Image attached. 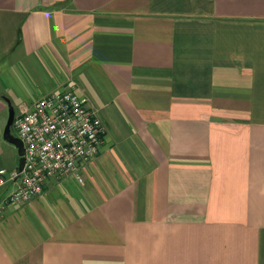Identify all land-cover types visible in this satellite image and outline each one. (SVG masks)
Listing matches in <instances>:
<instances>
[{"label": "crops", "instance_id": "0c3cea01", "mask_svg": "<svg viewBox=\"0 0 264 264\" xmlns=\"http://www.w3.org/2000/svg\"><path fill=\"white\" fill-rule=\"evenodd\" d=\"M67 88L101 149L6 207L0 264H264V0H0V169L5 99Z\"/></svg>", "mask_w": 264, "mask_h": 264}, {"label": "built area", "instance_id": "2783aa9c", "mask_svg": "<svg viewBox=\"0 0 264 264\" xmlns=\"http://www.w3.org/2000/svg\"><path fill=\"white\" fill-rule=\"evenodd\" d=\"M12 127L24 148L23 166L21 171L0 169V185L15 184L0 198V220L7 206L39 197L49 180L82 183V172L99 153L105 133L87 99L71 88L39 98L14 115Z\"/></svg>", "mask_w": 264, "mask_h": 264}, {"label": "water", "instance_id": "95a60500", "mask_svg": "<svg viewBox=\"0 0 264 264\" xmlns=\"http://www.w3.org/2000/svg\"><path fill=\"white\" fill-rule=\"evenodd\" d=\"M5 100H6L7 105H8V118H7L5 130H4V138L9 143H11L15 146V148L17 150L18 157H19L18 171H21L22 166H23L24 148H23L21 141L17 137H14L11 134V126H12V121L14 118V110H13V107L11 106L10 102L7 99H5Z\"/></svg>", "mask_w": 264, "mask_h": 264}, {"label": "rangeland", "instance_id": "374dc122", "mask_svg": "<svg viewBox=\"0 0 264 264\" xmlns=\"http://www.w3.org/2000/svg\"><path fill=\"white\" fill-rule=\"evenodd\" d=\"M12 131H13V134H14V135H16V133H15V131H14V129H13V128H12ZM15 137H16V136H15Z\"/></svg>", "mask_w": 264, "mask_h": 264}]
</instances>
